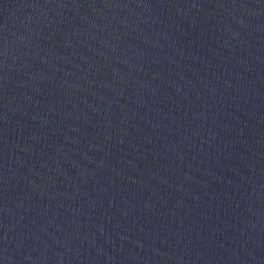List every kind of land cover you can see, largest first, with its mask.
Returning a JSON list of instances; mask_svg holds the SVG:
<instances>
[{
    "label": "water",
    "instance_id": "95a60500",
    "mask_svg": "<svg viewBox=\"0 0 264 264\" xmlns=\"http://www.w3.org/2000/svg\"><path fill=\"white\" fill-rule=\"evenodd\" d=\"M0 264H264V0H0Z\"/></svg>",
    "mask_w": 264,
    "mask_h": 264
}]
</instances>
